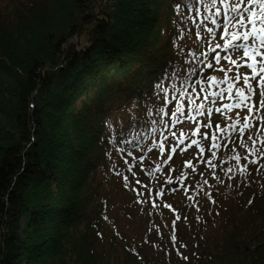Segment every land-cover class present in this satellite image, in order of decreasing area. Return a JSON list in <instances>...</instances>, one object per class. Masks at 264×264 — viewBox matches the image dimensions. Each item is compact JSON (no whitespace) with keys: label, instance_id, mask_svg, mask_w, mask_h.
<instances>
[{"label":"trees","instance_id":"16d2710c","mask_svg":"<svg viewBox=\"0 0 264 264\" xmlns=\"http://www.w3.org/2000/svg\"><path fill=\"white\" fill-rule=\"evenodd\" d=\"M184 3L0 0V264H264V175L190 206L142 189L141 147L226 56L211 13Z\"/></svg>","mask_w":264,"mask_h":264},{"label":"rangeland","instance_id":"374dc122","mask_svg":"<svg viewBox=\"0 0 264 264\" xmlns=\"http://www.w3.org/2000/svg\"><path fill=\"white\" fill-rule=\"evenodd\" d=\"M223 43V39L216 41V44L223 45ZM218 49L224 51L226 56L236 60L237 65H233L229 60L222 58L217 63L215 70L198 80V85L196 84L189 88L190 90L185 93V98L182 101L173 104L171 111H174L175 107L179 105L183 107L184 112L181 116L183 120H180L177 125L168 131L173 134H170L167 140L163 142L164 147L166 146L170 150L172 147L176 148V151L172 152L170 160L163 159L169 156V152L168 154L164 151L161 152L156 147V141L159 142V136L151 139L139 151V155L150 151V155L145 161H142L143 159L140 160V169L143 172H147L149 176L151 175V178L147 181V186H142V189L149 190L150 188H158L164 185L169 189L179 190L181 194L190 197L184 200L179 198L180 205L185 201H189L188 206L191 205V202L192 205H195L196 201L201 197L208 201H214L215 198H217L216 201L218 202L225 201L231 195H234L232 192L238 191V194H241L245 186H250L251 184L256 186V178L264 175V147L261 146L259 140L254 146L257 152L249 155V151L253 147L251 142L247 140L249 132L246 131L241 136L238 130L230 128L233 121L238 118H240V125H242V117L250 114L243 107L233 108L230 111L224 108V105L232 104L235 100L229 98L227 83H218L224 80L233 83L232 91L234 94L236 88L243 87L242 81H236L234 77L237 73L250 74V70L244 65L251 61L243 56L242 49L238 52L225 51L222 47ZM221 69H232V71L227 72L226 77L225 71H221ZM209 78L214 79L210 80ZM201 89L204 90L201 91ZM222 91L224 94L221 96L219 93ZM214 92L218 95L215 96L216 102L212 108H209L211 109V112H209L205 102L207 97ZM259 100L260 97L257 91L254 101L258 103ZM189 101H192V103ZM200 105L204 107L197 111ZM217 108H220L221 111L217 112ZM189 116L193 118L190 119ZM253 123H256L255 119H253ZM209 125L211 126L209 127ZM197 129H199L198 132ZM225 129H228V131L226 132ZM201 136H205L207 139H201ZM213 136L216 137L217 148H212ZM181 139L183 143H180L177 147L175 141L179 142ZM259 139H264V136H260ZM193 140H196L198 144H192ZM242 142H245L247 147H242ZM152 145L153 149L151 150L150 147ZM213 151L216 153L215 157L212 156ZM234 156H240L241 159L238 161L233 158ZM245 156H247V159H244ZM253 160L256 163H251ZM158 165L160 170L156 171V174H150L149 172L155 170ZM193 168L195 169L194 171ZM242 168H247V173L241 174ZM205 181L207 182L205 183ZM188 206H186V211L183 214L195 216L194 213L189 212ZM166 230L167 228L164 227L163 231ZM169 242L170 237L166 243L169 245ZM163 245L161 242V246ZM179 245L177 256L179 257L180 254V259H185V257L191 255L192 246L194 245L193 241H182ZM174 247L175 245L173 246V253L177 249Z\"/></svg>","mask_w":264,"mask_h":264},{"label":"snow or ice","instance_id":"6c2138e0","mask_svg":"<svg viewBox=\"0 0 264 264\" xmlns=\"http://www.w3.org/2000/svg\"><path fill=\"white\" fill-rule=\"evenodd\" d=\"M197 3L203 5L206 12H210L211 15L205 16V20H209L211 24L218 25L222 30L221 39L224 40L223 45L216 44L215 48L211 49L215 51L216 48H223L225 51L231 50L232 52H238L243 50V56L250 60V63L244 65L250 70V74H240L237 73L234 79L236 81H242L243 87H238L235 89L233 94V83L227 80L220 81L218 83H227V92L230 99H234L235 102L232 104L224 105V108L229 111L233 108H246L250 115L242 117L243 124L240 125V118L230 125L233 130H238L241 136L247 131L249 135L247 140L251 142L252 148L249 151V155L255 154L257 149L254 147L259 140V143L264 147V139H259L260 136H264V0H185L183 5H175V11L180 12L182 7H190L192 10L199 12L196 7ZM219 18V22L218 19ZM235 29V30H233ZM207 32L213 37H216L217 33L213 28H207ZM199 35V34H197ZM251 40V43L249 41ZM242 41V42H241ZM217 63L220 62L221 57L216 55L214 57ZM224 59L229 60L233 65H237V61L231 59L229 56H225ZM208 67H212V64H208ZM225 76L227 77V72L232 71V69L224 70ZM213 80L214 78H209ZM156 88H160V84H156ZM204 89H201L203 91ZM195 91V89H193ZM257 91L260 97L259 102L254 101V97L257 95ZM181 96L184 92L181 91ZM223 91L219 95H223ZM211 95L216 96L217 93H212ZM192 103V101H189ZM204 106L200 105L197 108L202 109ZM161 112L164 111L163 108L160 109ZM211 112V109L208 110ZM217 112L221 109L217 108ZM171 116L173 117L172 123H178V117L183 114V107L176 106L174 111H171ZM259 114V115H257ZM190 119L193 117L189 116ZM253 119L256 123H253ZM239 125V127H238ZM211 125H209L210 127ZM258 130V131H257ZM199 129H197V132ZM227 132L228 129H225ZM195 135V133H193ZM201 139H207L205 136H201ZM213 144L212 148H217L218 145L215 143L216 137H212ZM179 143H183L181 139ZM192 144H198L196 140L192 141ZM242 147H247L245 142H242ZM161 152L164 151V144L160 143L156 145ZM172 152L176 151L175 147L171 148ZM203 151V149H201ZM215 151L212 152V156L215 157ZM236 160H240V156L233 157ZM247 159V156L244 157ZM251 163H256L255 160ZM191 167V165H189ZM131 170V169H129ZM159 165L156 171H159ZM195 169L193 168V171ZM247 173V168L241 169V174ZM125 182H127L128 177H124ZM207 181H205L206 183ZM139 183V181H137ZM251 203V201L249 202ZM168 207V205H165Z\"/></svg>","mask_w":264,"mask_h":264}]
</instances>
